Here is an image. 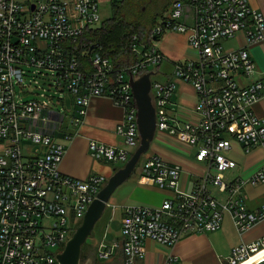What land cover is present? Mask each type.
<instances>
[{"label":"built area","instance_id":"2783aa9c","mask_svg":"<svg viewBox=\"0 0 264 264\" xmlns=\"http://www.w3.org/2000/svg\"><path fill=\"white\" fill-rule=\"evenodd\" d=\"M99 3L0 0V264H60L57 254L71 237V226L83 220L107 180L101 174L79 179L61 172L66 149L59 137L64 136L66 106L76 107L79 116L71 122L78 124L91 97L112 99L124 113L116 126L123 146L90 141L89 155L126 163L140 143L129 78L153 67V74H162L158 67L166 57L155 42L167 32L188 33L196 54L173 62L165 80H150L156 131L187 141L204 171L190 190L182 191L178 164L168 165L157 153L144 158L137 182L172 190V196L157 207L124 208V264H139L146 240L173 248L188 234L216 231L225 213L240 232L264 220V203L250 211L240 197L246 182L264 183V168L246 180H224L236 165L228 156L233 141L244 151L264 148V122L252 110L257 101L264 102V76L245 48L264 42V14L251 8L249 0H176L145 41L132 37L136 62L116 69L99 45L86 50L88 44L79 42L100 23ZM186 4L190 26L182 22ZM239 36L243 46L223 47ZM29 72L33 78L26 81ZM176 81L190 83L197 97L198 120L184 123L183 130L171 121ZM210 186L227 193V200L214 198ZM117 246L100 242L97 259H110ZM262 248L264 236L232 247L226 264H240ZM165 258L163 264H181L175 254Z\"/></svg>","mask_w":264,"mask_h":264},{"label":"crops","instance_id":"0c3cea01","mask_svg":"<svg viewBox=\"0 0 264 264\" xmlns=\"http://www.w3.org/2000/svg\"><path fill=\"white\" fill-rule=\"evenodd\" d=\"M251 8L264 14V0H249ZM191 14V13H190ZM183 23L190 26L191 24ZM188 33L167 32L159 38L155 44L165 55L166 63L171 67L175 61H185L195 56V52L188 45ZM231 47L237 48L244 45L243 37L231 40ZM251 54L258 75L264 76V42L251 46H245ZM162 63V64H163ZM161 64V65H162ZM168 73H162L165 80ZM176 88L172 94L170 112L171 121L177 120L178 129H184V123L198 120L196 111L197 97L193 86L188 82L176 81ZM65 113L69 123L65 126L64 136L59 141L65 145V154L60 163V170L66 175L84 179L91 174H101L107 179L113 175V171L119 167L114 163L96 161L89 155L88 145L90 141L104 143L108 146H123L121 137L116 133L117 124L123 119L122 110L113 104L107 96L90 98V103L85 115L78 124L71 122L73 117H78L76 107L70 105ZM256 116L264 122V102L259 100L253 107ZM158 154L168 164H178L181 176L179 188L182 191L190 190L193 181L203 173V164L195 159V149L187 141L169 133L168 131H156L150 149L141 156V160L133 170L134 172L121 183L109 198V203L104 209L101 218L95 224V234L92 242L97 250L100 242L108 245L117 243L113 256L106 264H124L122 251L121 220L122 211L128 207H143L162 204L172 196V190L160 188L155 185L138 183L137 178L141 173V165L145 157L150 154ZM229 157L236 162L234 168L225 172L224 180L230 182L235 178L248 179L252 174L264 168V148L258 146L249 151L242 150L236 142H232ZM211 194L220 202L227 200L228 194L220 192L216 187L210 186ZM240 197L250 211H255L264 203V183L251 185L245 183L240 190ZM264 236V220L254 224L244 232L235 227L231 214L225 213L219 229L214 232H202L188 234L179 239L173 248H168L161 243L152 240L144 242V256L139 264H163L168 254H175L181 264H226L232 247L255 242ZM103 264V262H101Z\"/></svg>","mask_w":264,"mask_h":264},{"label":"water","instance_id":"95a60500","mask_svg":"<svg viewBox=\"0 0 264 264\" xmlns=\"http://www.w3.org/2000/svg\"><path fill=\"white\" fill-rule=\"evenodd\" d=\"M152 72H146L137 79L129 78L132 84V96L137 107V128L139 132V145L132 152L127 162L113 172L99 190L96 198L91 201L87 207L81 224L74 230L75 232L65 243V247L57 254L60 264H92V260L86 259V262L80 260L82 245L92 234L95 224L101 218V215L109 203V198L114 190L134 172L141 156L150 149V145L155 136V112L150 98V75ZM251 264H264V256Z\"/></svg>","mask_w":264,"mask_h":264},{"label":"trees","instance_id":"16d2710c","mask_svg":"<svg viewBox=\"0 0 264 264\" xmlns=\"http://www.w3.org/2000/svg\"><path fill=\"white\" fill-rule=\"evenodd\" d=\"M174 1L176 0H117L112 6V16L103 21L100 28L86 32L79 42L88 44L86 50L91 45H99L101 54L110 58L116 69H123L136 62V55L131 51L132 37L145 41L156 17L162 16ZM83 247L82 245V249ZM96 253L97 250L89 253L88 257L91 256L102 264L103 260H98Z\"/></svg>","mask_w":264,"mask_h":264},{"label":"rangeland","instance_id":"374dc122","mask_svg":"<svg viewBox=\"0 0 264 264\" xmlns=\"http://www.w3.org/2000/svg\"><path fill=\"white\" fill-rule=\"evenodd\" d=\"M114 3H115V1H111V0H100L99 10L101 12L102 19H101L99 24L94 25V28H92L93 30L97 29V28H100L102 22L108 20V18H110L112 16V6H113ZM169 9H170V6L167 8L166 12L163 13L162 16L156 17L154 24H156L158 21H160L161 18L166 17L169 14V12H170ZM184 10H185L184 21H185V23L191 24V22H192L191 14H190V9L188 8L187 4H186ZM182 22H183V18H182ZM231 45H233V41H231V40H226L225 42H223V47L224 48L228 47V46H231ZM171 67H172V65H171ZM171 67H169V65H167L166 63H163L162 65H160L158 67V69L161 71V73H165L166 74V73H168V71L170 69H172ZM153 68H155V67H153ZM153 68H151L149 72H152ZM25 78H26V81L28 79H32L33 78L32 72H29ZM162 78H163V76L159 73V74L151 75L150 80H151V82H154L155 80L159 81ZM24 98L27 99L28 97H24ZM56 107L58 109L61 108L59 106H56ZM64 115H65V123H64V125L62 126L61 129H64L65 126H67V123H69L68 115H66V114H64ZM124 164L125 163H119L116 166L117 167H122ZM81 222L82 221H79L77 224L71 226V228H72L71 235L75 232L74 230L81 224ZM95 227H96V225H95ZM95 227L92 230L93 231L92 234L86 239V242L83 244L84 247H83V249L81 251V260H82L83 263L86 262V259H90V260H92V264H100L96 260H94L93 257H91V256L88 257L89 253L90 254L91 253H95V251H96L94 245H92L93 244L92 238L94 237V234L96 232L95 231ZM101 262H103V264H106L107 260H103Z\"/></svg>","mask_w":264,"mask_h":264},{"label":"bare ground","instance_id":"6f19581e","mask_svg":"<svg viewBox=\"0 0 264 264\" xmlns=\"http://www.w3.org/2000/svg\"><path fill=\"white\" fill-rule=\"evenodd\" d=\"M264 256V248L261 249V251L253 254L250 258L246 259V261L240 263V264H251Z\"/></svg>","mask_w":264,"mask_h":264}]
</instances>
